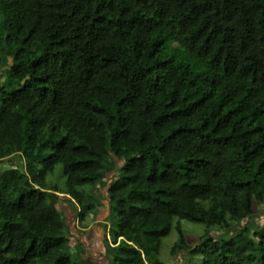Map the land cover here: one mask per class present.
Returning a JSON list of instances; mask_svg holds the SVG:
<instances>
[{
  "label": "trees",
  "instance_id": "16d2710c",
  "mask_svg": "<svg viewBox=\"0 0 264 264\" xmlns=\"http://www.w3.org/2000/svg\"><path fill=\"white\" fill-rule=\"evenodd\" d=\"M17 155L0 264H96L64 208L86 228L105 201L108 264H164L174 228L173 257L264 264V0H0V162Z\"/></svg>",
  "mask_w": 264,
  "mask_h": 264
},
{
  "label": "rangeland",
  "instance_id": "374dc122",
  "mask_svg": "<svg viewBox=\"0 0 264 264\" xmlns=\"http://www.w3.org/2000/svg\"><path fill=\"white\" fill-rule=\"evenodd\" d=\"M23 163L19 160V156H14L11 159H8L6 161L0 162V174L5 172L6 170L13 168H19L22 167ZM22 171V170H21ZM114 176V173L110 174L108 177L112 178ZM49 180L53 181L56 184L51 183V190H56L58 187L65 186L66 185V179L64 176L63 168L62 166H58L56 169V173L52 176H50ZM101 190V189H100ZM102 193H105V189L102 190ZM104 210L102 215L99 217L100 220H105V214L107 215V205L104 204ZM254 222L264 224V205L255 203V212L253 217L251 218ZM69 222H71V218H69ZM89 222V221H88ZM76 224V230L80 227L79 224ZM72 225V224H71ZM182 230L184 232L185 238L188 242V244L192 247L197 246L200 241L208 235L206 227L202 224L197 223H191L189 221H182L181 223ZM73 228V227H72ZM75 232V230H73ZM89 232V231H88ZM79 234V233H78ZM91 234L87 233V237H89ZM93 240L88 243L89 245V251H88V257L91 258V260L96 264H108L105 260L104 255L106 254V239H104V235L107 236V239L109 242H111V236L110 234L104 230L101 227L96 226L92 230ZM216 236L218 234H215ZM81 236V234H79ZM180 236L177 230L174 228L169 236L163 239V243L160 247V259L164 264H200V257L194 256L192 258V254L190 251L181 252L176 257H173L171 255L172 248L174 245L179 242Z\"/></svg>",
  "mask_w": 264,
  "mask_h": 264
},
{
  "label": "crops",
  "instance_id": "0c3cea01",
  "mask_svg": "<svg viewBox=\"0 0 264 264\" xmlns=\"http://www.w3.org/2000/svg\"><path fill=\"white\" fill-rule=\"evenodd\" d=\"M107 205V202L105 201V203ZM104 206L105 205H102V207L100 208L99 210V213L96 215V217L93 218V216H91L89 222L87 223L88 224V227L86 228H81V227H78L76 230V217H75V214L73 211H71V208L67 205H65V213H66V216L67 214L69 215V218H71V222L70 224H72V230H75L74 234L76 235V238L81 241L84 245H85V248H86V251H87V254H86V258H90L88 257V251H89V245L88 243L91 242L94 238H93V235H92V230L98 226V227H101L105 230V224L107 223V218L109 216V210H108V205H107V215L105 214V220H100L99 217L102 215L103 211L105 212L104 210ZM68 218V219H69ZM77 224H79V222H77ZM79 230H81L82 232H80ZM89 231V232H88ZM81 234V236H79V234ZM87 233L88 234H91L89 237H87ZM104 239H105V235H104ZM88 241V243H87ZM105 257V255H104Z\"/></svg>",
  "mask_w": 264,
  "mask_h": 264
}]
</instances>
